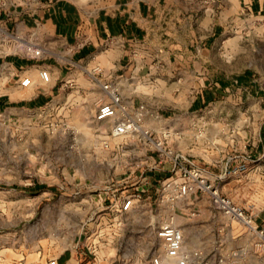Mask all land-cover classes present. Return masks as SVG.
I'll return each instance as SVG.
<instances>
[{"label":"rangeland","instance_id":"obj_1","mask_svg":"<svg viewBox=\"0 0 264 264\" xmlns=\"http://www.w3.org/2000/svg\"><path fill=\"white\" fill-rule=\"evenodd\" d=\"M86 2L76 0L78 6L91 9ZM236 22L225 24L224 63L241 71L249 65L260 81L264 18L242 15ZM19 41L16 47H0V56L29 58ZM95 63L102 61L96 59L92 66ZM88 70L68 72L81 76L78 84L60 85L61 95L42 107L19 101L0 111V264H45V256L55 255L61 247L78 252L75 264H149L155 256L164 258L156 230L166 223L182 232L184 251L198 254L191 264H264V256L259 255L264 227L243 207L249 196L262 200L264 179L256 178L248 187L243 180V186L232 191L230 181H237L229 176L240 177L244 163L220 170V158L231 151L232 141L241 150L258 134L263 116L247 114L253 106H248L246 94L242 99L235 93L221 97L208 106L204 120V115L186 113L189 99H173L179 108L158 119L145 104L133 110L119 97L122 113L137 127L115 135L110 119L95 121L88 98L100 91L108 101L104 85L110 84L99 88L80 82L89 73H100L96 68ZM93 84L96 87L89 88ZM123 85L140 95L157 87ZM216 107L222 113L214 114ZM188 172L199 174L242 208L258 233L217 210L209 196L196 189ZM219 175L229 178L218 184ZM188 181L190 191L177 195L175 184ZM126 197L132 198V204L121 211ZM40 250L44 256L39 260Z\"/></svg>","mask_w":264,"mask_h":264},{"label":"crops","instance_id":"obj_2","mask_svg":"<svg viewBox=\"0 0 264 264\" xmlns=\"http://www.w3.org/2000/svg\"><path fill=\"white\" fill-rule=\"evenodd\" d=\"M86 3L92 8L78 6L76 0H0V47H16L20 40L34 43L42 52L36 59L0 56V111L19 101L42 107L61 95L60 85L78 84L81 76L68 72H89L92 68L100 73H89L80 82H92L99 88L100 84L113 85L130 109L145 104L158 119L179 108L173 100L176 98L189 99L186 113L204 115V120L210 104L221 97L231 98L233 93L242 99L245 93L248 106H253L247 114L263 116L258 134L248 139L241 150L232 141L231 151L220 158V170L244 163L240 177L228 175L237 181H230L232 191L243 186V180L248 187L256 178L264 179V85L256 87V83L264 84V74L259 81L249 65L238 70L230 62L224 63L222 54L226 21L235 25L242 15L264 18V0H215L212 6L202 0L191 4L183 0ZM96 59L102 63L92 66ZM41 70L48 72V81L41 79ZM24 77L30 78L29 86L20 85ZM123 83H153L157 87L150 94L140 95L127 91ZM94 84L89 88H95ZM104 94H89L94 115L105 101ZM255 105L259 107L254 111ZM213 112L222 113V109L216 107ZM228 176L219 175L218 184ZM263 196L260 202L250 196L243 202L244 209L251 211L261 227ZM118 226H122L121 222ZM38 253L40 260L44 255L41 250ZM77 255L75 249L61 247L55 255L45 256L44 261L56 258L59 264H75ZM259 255L264 256V244Z\"/></svg>","mask_w":264,"mask_h":264},{"label":"built area","instance_id":"obj_3","mask_svg":"<svg viewBox=\"0 0 264 264\" xmlns=\"http://www.w3.org/2000/svg\"><path fill=\"white\" fill-rule=\"evenodd\" d=\"M188 3H193L195 0H184ZM215 2V0H202V3L208 4ZM22 50L29 58H38L41 56V49L33 43H24ZM40 77L43 81H48L49 74L47 71H40ZM30 84L29 77H24L20 80V85L28 86ZM107 90L109 100L101 103L95 113L94 119L103 122L108 119H113L112 132L115 135H124L128 132L136 130V122L127 115L123 114L124 108L120 104V99L117 91L110 85H104ZM119 113L122 115L119 117ZM188 176L197 183V188L202 193L207 194L213 206L226 215L230 220L237 221L245 226L250 232L258 233L256 226H254L252 217L244 212V210L236 206L228 197L220 194L212 184L207 182L205 178L201 177L195 172H188ZM191 182H183L175 184V192L179 196H184L190 191ZM132 198L126 197L120 203L121 211L130 208ZM259 233H263L260 231ZM156 236L161 239L164 251V258L174 260L175 264H191V258H197L196 252H186L183 250V235L178 227L172 223H166L156 230ZM264 238V235L262 236ZM45 264H59L56 258L48 259ZM131 264H139L133 262ZM149 264H164L161 257L155 256L151 259Z\"/></svg>","mask_w":264,"mask_h":264},{"label":"bare ground","instance_id":"obj_4","mask_svg":"<svg viewBox=\"0 0 264 264\" xmlns=\"http://www.w3.org/2000/svg\"><path fill=\"white\" fill-rule=\"evenodd\" d=\"M110 121L113 122L114 120L113 119H110ZM163 259H164L163 261H165V264H175V261L174 260H170V259L168 260V259H165V258H163Z\"/></svg>","mask_w":264,"mask_h":264}]
</instances>
